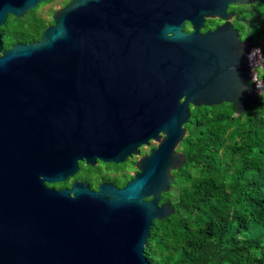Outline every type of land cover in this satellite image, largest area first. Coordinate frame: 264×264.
I'll return each mask as SVG.
<instances>
[{
	"label": "water",
	"instance_id": "1",
	"mask_svg": "<svg viewBox=\"0 0 264 264\" xmlns=\"http://www.w3.org/2000/svg\"><path fill=\"white\" fill-rule=\"evenodd\" d=\"M44 1L0 0V26ZM255 1L69 0L36 41L3 49L0 33V264H152L190 106L258 103L249 52L264 40L241 39L228 12ZM206 19L222 22L200 32ZM160 131L123 187L47 185L79 160L122 163Z\"/></svg>",
	"mask_w": 264,
	"mask_h": 264
},
{
	"label": "trees",
	"instance_id": "2",
	"mask_svg": "<svg viewBox=\"0 0 264 264\" xmlns=\"http://www.w3.org/2000/svg\"><path fill=\"white\" fill-rule=\"evenodd\" d=\"M49 1L23 17L8 15L3 49L40 38L53 20L36 11ZM251 7L248 23L235 20L234 27L257 42L264 40V0ZM260 51L264 57V43ZM186 126L187 165L176 177L174 213L152 223L144 255L152 264H264V92L240 114L230 102L193 107Z\"/></svg>",
	"mask_w": 264,
	"mask_h": 264
},
{
	"label": "flooded vegetation",
	"instance_id": "3",
	"mask_svg": "<svg viewBox=\"0 0 264 264\" xmlns=\"http://www.w3.org/2000/svg\"><path fill=\"white\" fill-rule=\"evenodd\" d=\"M68 2V1H67ZM65 2L63 6L67 3ZM256 2V1H255ZM252 4H231L228 7V12L232 13L231 17V23L233 26L235 25L234 21L238 20L242 23L246 22L248 23V18L250 16V13L252 11ZM61 6V7H63ZM233 6L238 8L237 12H233ZM209 19H206L204 22L203 28L200 29V32H205L206 30L213 29L215 28L218 24H220L222 21L220 19H214L217 22H215L213 25L206 26L208 24ZM182 30L185 32H190L192 30V26L188 21H184L182 24ZM239 33V36L241 39H243L240 35V31L237 30ZM244 40V39H243ZM194 106H190V118H191V109ZM189 118V120H190ZM188 120V121H189ZM187 121V122H188ZM187 123L183 125L185 128V133L183 139L177 144L175 147L174 153L181 154L185 157V162L178 168H175L171 170L172 174V181L169 185L168 191L161 193L159 196V204H162L164 202H169L174 206L175 203V191L177 189V183H176V177L177 174L184 171L187 165V154H186V142L185 138L188 134V128L186 126ZM158 136L160 139L158 141H155L153 138H148L147 144L146 143H140L137 147V154L136 153H131L130 156L126 158V160L122 163H117L120 164V168H107L104 170H101L100 167H98L99 163H103L102 161L97 160V162L94 165L86 164L84 160H79L78 161V172L76 175L79 174V176H74L64 182H67L66 185L64 186H56L57 184H60L61 182L58 183H47L48 186L55 187V188H64V187H69L71 183L74 180H79L84 182L90 189H97L98 185L101 183H111L117 187H123L127 181L133 178V176L139 171V168L136 166L138 161L143 157V156H149L150 152L152 149L156 150L164 138L165 134L160 131L158 133ZM114 164V163H110ZM82 168V170H81ZM85 168V169H84ZM84 169V170H83ZM95 171L96 174H93L92 171ZM184 185H187L186 180L183 181ZM148 199V197L146 198Z\"/></svg>",
	"mask_w": 264,
	"mask_h": 264
},
{
	"label": "built area",
	"instance_id": "4",
	"mask_svg": "<svg viewBox=\"0 0 264 264\" xmlns=\"http://www.w3.org/2000/svg\"><path fill=\"white\" fill-rule=\"evenodd\" d=\"M249 61L251 67V75L256 82V90L258 94L264 92V79L259 78V69H264V57L257 47L250 50L249 52Z\"/></svg>",
	"mask_w": 264,
	"mask_h": 264
},
{
	"label": "rangeland",
	"instance_id": "5",
	"mask_svg": "<svg viewBox=\"0 0 264 264\" xmlns=\"http://www.w3.org/2000/svg\"><path fill=\"white\" fill-rule=\"evenodd\" d=\"M67 1H69V0H51L45 4H42L40 6V8L36 11V15L44 18L47 22H49L52 19L53 11L55 9H58L61 6H63V4ZM259 71H261V69H259ZM185 133H187V131ZM107 163L108 162L99 163L98 167H100L101 170H104L107 167L106 166ZM81 170H82V168H81ZM92 172H93V174H96V172L94 170Z\"/></svg>",
	"mask_w": 264,
	"mask_h": 264
}]
</instances>
